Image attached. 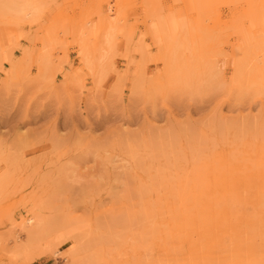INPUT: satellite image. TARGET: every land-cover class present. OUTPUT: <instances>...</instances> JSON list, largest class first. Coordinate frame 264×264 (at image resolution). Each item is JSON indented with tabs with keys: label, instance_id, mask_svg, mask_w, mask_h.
I'll return each mask as SVG.
<instances>
[{
	"label": "rangeland",
	"instance_id": "rangeland-1",
	"mask_svg": "<svg viewBox=\"0 0 264 264\" xmlns=\"http://www.w3.org/2000/svg\"><path fill=\"white\" fill-rule=\"evenodd\" d=\"M0 264H264V0H0Z\"/></svg>",
	"mask_w": 264,
	"mask_h": 264
},
{
	"label": "bare ground",
	"instance_id": "bare-ground-1",
	"mask_svg": "<svg viewBox=\"0 0 264 264\" xmlns=\"http://www.w3.org/2000/svg\"><path fill=\"white\" fill-rule=\"evenodd\" d=\"M7 6V5H6ZM14 9L16 10V11H18V9H16L15 7H14ZM20 11V10H19ZM108 37H106V43L109 41L110 42V40H108L107 38H109V35H107ZM108 44V43H107ZM83 49H84V47H83ZM83 57H84V60L86 61V63L89 65V64H91L90 62H92V58L90 57V56H88V52H86V49H85V51H83ZM240 63V62H239ZM240 65V64H239ZM243 66V65H242ZM238 67V72L240 73V75L243 73V71L241 72V65H240V67L239 66H237ZM255 82V81H254ZM255 85V84H254ZM256 91V90H255ZM242 94V93H241ZM30 222V221H29ZM31 223V222H30ZM38 230V229H37ZM44 227H39V231H41V232H44ZM38 233V232H37ZM36 235H38V234H36ZM36 235H35V233H34V235H32V237H33V239H35L36 238ZM79 246V245H78ZM70 247H72V245L70 244Z\"/></svg>",
	"mask_w": 264,
	"mask_h": 264
}]
</instances>
